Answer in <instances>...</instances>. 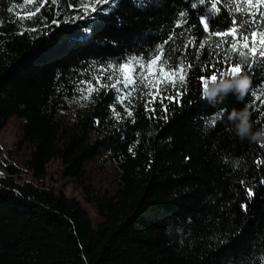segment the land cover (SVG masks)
Instances as JSON below:
<instances>
[{"label": "trees", "instance_id": "obj_1", "mask_svg": "<svg viewBox=\"0 0 264 264\" xmlns=\"http://www.w3.org/2000/svg\"><path fill=\"white\" fill-rule=\"evenodd\" d=\"M216 2L44 0L23 19L16 12L25 0H0V130L11 117L24 119L20 141L31 145L25 165L38 179L50 159L74 179L100 159L115 181L94 202L102 221L92 231L76 203L16 183L17 172L5 166L0 264H264V142L240 139L228 120L233 109H247L253 132L264 128V70L259 56L241 48L248 63L256 61L250 90L215 104L202 98L200 77L216 61L229 67L228 45L217 49L214 33L233 19H254L233 11L245 0H219V11ZM82 3L97 10L85 12ZM257 18L244 26L249 34L264 30V16ZM161 52L169 64L195 65L178 101L177 89L162 85L154 99L140 81L135 62ZM130 61L137 82L112 87ZM221 78L228 77L216 82Z\"/></svg>", "mask_w": 264, "mask_h": 264}, {"label": "snow or ice", "instance_id": "obj_2", "mask_svg": "<svg viewBox=\"0 0 264 264\" xmlns=\"http://www.w3.org/2000/svg\"><path fill=\"white\" fill-rule=\"evenodd\" d=\"M33 2H35V0H25V4L22 6L25 11L21 13V18L27 19L31 16H35L40 11V8L44 6V0H39V3L34 9L28 8V4ZM52 2L55 3L56 0H52ZM96 2L115 4L116 0H96ZM135 2L139 4L140 0H135ZM200 2L206 3L207 0H200ZM82 7L84 8L85 12H87L89 8H91L92 11L97 10L95 5H85L82 3ZM219 7V0H217L216 3H212L213 10L219 11ZM233 11L247 13L253 16L254 19L253 21L233 19L230 22V26L227 31L214 33L221 37L216 42L215 47L217 49H223L225 45H228L227 50L224 52L223 58L228 62L229 67L222 70L219 67L220 61H216L214 64L212 61H209L210 64H213L214 71L208 74V78L200 77V80L204 85V89L208 87L210 81L216 82L221 76L231 78L239 74H251V72L254 70V65L256 64L255 60L253 63H248L247 61L241 62L240 60L232 59L233 53H236L239 56L241 54H245L244 51L240 50L241 48L246 49L252 57L259 56L261 58L259 67L261 70H264V30L259 32L253 31L249 34L247 29L244 28L245 25H250L258 19L257 12H259L260 16H264V0H255V3H253V0H245L244 3H237L233 5ZM200 23L205 31L210 30L207 19H201ZM237 25H239V27ZM229 37L230 39H226ZM191 43H193V41H189V44ZM205 43H199V48L203 49L205 47ZM135 63L139 65V71L142 73L140 76V81L143 82L144 87L154 89V91L150 93L154 99L159 96L162 85H167L177 89L174 97L177 101L182 95L187 94L186 86L188 84L190 72L195 67L193 63L186 64L184 61H181L178 65L169 64L168 60L163 59V52L154 56L147 63ZM132 64L133 62L130 61L128 64L120 66L118 71L123 73V78L117 79L116 83L111 85L112 87H116L117 84L123 83L124 87L127 88L129 85H134L137 82V69L132 67ZM203 70L204 69H202V71ZM108 79L111 80L112 76H109ZM92 90L94 89H89V91ZM248 90H250V86ZM165 98L170 100L173 99V97ZM261 103H264V99L261 100ZM261 112L264 114V109H262ZM221 115H223V113L219 112L213 116V123L218 121ZM258 163H261V161H258ZM248 195L251 196L252 192L249 191ZM244 207L246 211L247 207Z\"/></svg>", "mask_w": 264, "mask_h": 264}, {"label": "rangeland", "instance_id": "obj_3", "mask_svg": "<svg viewBox=\"0 0 264 264\" xmlns=\"http://www.w3.org/2000/svg\"><path fill=\"white\" fill-rule=\"evenodd\" d=\"M23 5L24 3L17 7L18 18H21ZM109 10L110 7L104 12ZM23 124V118L11 117L0 130V177H9L4 167L11 166L17 172L12 176L16 183L50 190L55 196L61 194L66 200L73 201L79 206L89 222L90 229L95 231L102 219L94 202L112 193L115 187L112 166L108 161L100 159L86 162L83 177L74 179L66 176L61 161L50 159L44 166L43 178L38 179L25 165L31 152V145L20 141Z\"/></svg>", "mask_w": 264, "mask_h": 264}, {"label": "clouds", "instance_id": "obj_4", "mask_svg": "<svg viewBox=\"0 0 264 264\" xmlns=\"http://www.w3.org/2000/svg\"><path fill=\"white\" fill-rule=\"evenodd\" d=\"M239 60L246 62V55L241 54ZM249 86V77L245 74H239L231 78H221L218 82H210L208 87L203 90L202 95L209 103L215 104L229 93L235 94L238 98H242L246 94ZM228 120L234 126L235 133L240 139H248L257 143L264 142V128L253 132L250 113L247 109H233L228 115Z\"/></svg>", "mask_w": 264, "mask_h": 264}]
</instances>
